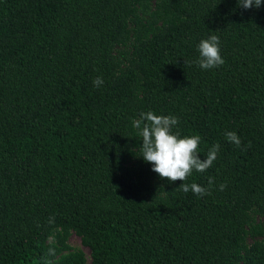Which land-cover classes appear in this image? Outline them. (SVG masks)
<instances>
[{
	"label": "trees",
	"instance_id": "obj_1",
	"mask_svg": "<svg viewBox=\"0 0 264 264\" xmlns=\"http://www.w3.org/2000/svg\"><path fill=\"white\" fill-rule=\"evenodd\" d=\"M147 111L220 145L211 194L140 157ZM0 264H264V0H0Z\"/></svg>",
	"mask_w": 264,
	"mask_h": 264
},
{
	"label": "clouds",
	"instance_id": "obj_2",
	"mask_svg": "<svg viewBox=\"0 0 264 264\" xmlns=\"http://www.w3.org/2000/svg\"><path fill=\"white\" fill-rule=\"evenodd\" d=\"M238 6L244 9L261 7L262 0H237ZM199 57L195 63L203 70H209L224 64L220 54V39L211 34L206 39L200 40L197 45ZM104 84L102 77L93 80L94 87ZM178 118L171 115H157L153 111L141 112L138 119H133L132 127L137 130L141 138L140 157L152 165V171L157 173L161 179L170 182L182 181L179 188L187 193L191 190L197 196L209 195L214 184V177H208V187L205 188L198 183H183L193 171L204 173L217 159L219 144L213 145L203 159L199 154V135H185L173 132V127L178 124ZM227 141L241 146V139L235 131L224 133ZM226 184H220L219 189L223 191Z\"/></svg>",
	"mask_w": 264,
	"mask_h": 264
},
{
	"label": "rangeland",
	"instance_id": "obj_3",
	"mask_svg": "<svg viewBox=\"0 0 264 264\" xmlns=\"http://www.w3.org/2000/svg\"><path fill=\"white\" fill-rule=\"evenodd\" d=\"M67 242L69 245H71L73 248H81L84 253L87 254V249L85 247H83L80 242H79V238L74 234L71 233L68 238H67Z\"/></svg>",
	"mask_w": 264,
	"mask_h": 264
}]
</instances>
